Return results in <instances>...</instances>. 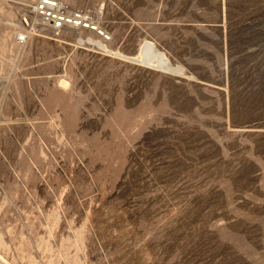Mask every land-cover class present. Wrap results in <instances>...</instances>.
Segmentation results:
<instances>
[{
    "label": "rangeland",
    "instance_id": "1",
    "mask_svg": "<svg viewBox=\"0 0 264 264\" xmlns=\"http://www.w3.org/2000/svg\"><path fill=\"white\" fill-rule=\"evenodd\" d=\"M0 0V260L264 264V0Z\"/></svg>",
    "mask_w": 264,
    "mask_h": 264
},
{
    "label": "built area",
    "instance_id": "2",
    "mask_svg": "<svg viewBox=\"0 0 264 264\" xmlns=\"http://www.w3.org/2000/svg\"><path fill=\"white\" fill-rule=\"evenodd\" d=\"M34 12L42 23L53 31L67 25L89 27V23H84L86 21L84 17L77 13H68L57 0H39ZM0 264H6V262L0 260Z\"/></svg>",
    "mask_w": 264,
    "mask_h": 264
}]
</instances>
